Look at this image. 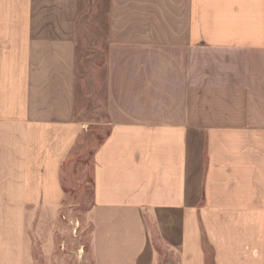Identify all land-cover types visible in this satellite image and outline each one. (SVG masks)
<instances>
[{
	"label": "crops",
	"instance_id": "1",
	"mask_svg": "<svg viewBox=\"0 0 264 264\" xmlns=\"http://www.w3.org/2000/svg\"><path fill=\"white\" fill-rule=\"evenodd\" d=\"M102 13L83 25L103 53L107 129L94 264H264V0H105ZM78 20L79 0H0V264H25L66 207L62 168L89 128Z\"/></svg>",
	"mask_w": 264,
	"mask_h": 264
},
{
	"label": "rangeland",
	"instance_id": "2",
	"mask_svg": "<svg viewBox=\"0 0 264 264\" xmlns=\"http://www.w3.org/2000/svg\"><path fill=\"white\" fill-rule=\"evenodd\" d=\"M104 8L105 0H79L75 114L77 119L89 123V128L86 127L79 136L62 168L66 207L61 211L57 230L51 240L41 241L35 237L30 243L31 256L26 258L25 264H94L90 245L91 224L87 218L91 207L92 156L107 129L101 125L104 116L99 105L103 53L87 47L83 25H88L91 10L102 15ZM92 69L96 73L89 80L87 72ZM88 93L92 96L87 97ZM92 102L96 107L91 105ZM161 253L164 260L165 250Z\"/></svg>",
	"mask_w": 264,
	"mask_h": 264
}]
</instances>
